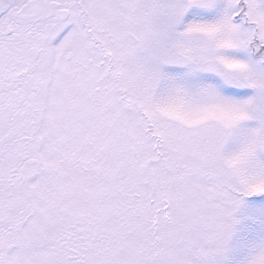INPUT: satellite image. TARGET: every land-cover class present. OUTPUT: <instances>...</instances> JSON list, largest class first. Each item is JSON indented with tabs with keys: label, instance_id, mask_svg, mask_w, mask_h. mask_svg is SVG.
Here are the masks:
<instances>
[{
	"label": "snow or ice",
	"instance_id": "6c2138e0",
	"mask_svg": "<svg viewBox=\"0 0 264 264\" xmlns=\"http://www.w3.org/2000/svg\"><path fill=\"white\" fill-rule=\"evenodd\" d=\"M0 264H264V0H0Z\"/></svg>",
	"mask_w": 264,
	"mask_h": 264
}]
</instances>
